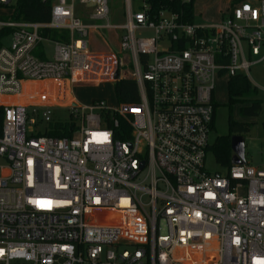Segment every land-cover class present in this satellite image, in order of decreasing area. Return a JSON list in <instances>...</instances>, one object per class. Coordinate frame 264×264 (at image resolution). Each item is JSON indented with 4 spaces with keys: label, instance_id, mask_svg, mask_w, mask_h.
Returning a JSON list of instances; mask_svg holds the SVG:
<instances>
[{
    "label": "built area",
    "instance_id": "built-area-1",
    "mask_svg": "<svg viewBox=\"0 0 264 264\" xmlns=\"http://www.w3.org/2000/svg\"><path fill=\"white\" fill-rule=\"evenodd\" d=\"M42 1L45 23L0 0V264H264V168L207 167L217 80L264 65V0L209 24L152 0H124L122 24L110 0ZM101 29L120 32L118 50H93ZM127 78L138 102L74 93ZM66 123L70 136L47 134Z\"/></svg>",
    "mask_w": 264,
    "mask_h": 264
},
{
    "label": "rangeland",
    "instance_id": "rangeland-1",
    "mask_svg": "<svg viewBox=\"0 0 264 264\" xmlns=\"http://www.w3.org/2000/svg\"><path fill=\"white\" fill-rule=\"evenodd\" d=\"M248 1L253 3L255 0ZM134 2L135 6H137V0ZM13 3H15V0H13L12 4ZM226 4L227 0H195L193 22L195 24H209L222 20L225 16ZM110 7L114 16H118L117 13H120L122 10L121 0H110ZM136 9L135 7V10ZM3 19L10 20L11 16L8 15ZM117 21L123 23L124 19L122 17V19ZM103 22L106 23V21ZM139 33L141 37H152L154 35V31L151 29L139 31ZM10 42V37H4L2 39V44L4 46H9ZM107 42V44L101 45L96 38H93L92 48L96 51L107 50V46L110 44L109 41ZM44 49L47 56L46 58L52 59L54 55V44L52 42H46L44 44ZM249 78L258 89L256 97L262 100V113L258 117H242L239 114V105H234L232 111H230L229 107L226 105L228 102V80L225 77H221L216 82L215 98L219 106L217 108L216 127L210 134V142L213 143L218 135L228 133V118L230 114H232L235 120L251 124L250 130L244 134L246 158L248 163L253 166L264 168V65H253L249 71ZM74 93L78 100L84 105H89L93 99L97 98L106 99L107 104L112 108L117 107L119 104L115 94V84L113 82H104L98 85H77L74 88ZM56 112V114H63L65 121L69 118V115L65 116L66 113H69L68 111L62 112V110H56ZM207 167L210 170H217L220 168L211 151L207 155Z\"/></svg>",
    "mask_w": 264,
    "mask_h": 264
},
{
    "label": "trees",
    "instance_id": "trees-1",
    "mask_svg": "<svg viewBox=\"0 0 264 264\" xmlns=\"http://www.w3.org/2000/svg\"><path fill=\"white\" fill-rule=\"evenodd\" d=\"M124 0H121V5ZM156 5L169 4L178 11H184V15L189 21L194 18L195 0L188 4L172 3L170 0H152ZM234 6V5H233ZM14 18L25 22H48L50 20L51 3L42 0H15ZM6 33H0V47L2 45V36ZM44 35L51 39H62L67 41L68 31L45 30ZM256 87H254L247 77L237 74L231 77L227 82L228 102L226 105L230 111L234 105H239V114L242 117H258L263 111L262 101L256 97ZM115 94L119 103H133L139 101L137 83L133 79H122L115 83ZM217 104H215L216 106ZM4 118V108L0 106V133ZM73 124H55L47 134L50 136H70ZM216 127L215 114L212 122V129ZM251 124L244 121L235 120L230 114L228 118V133L218 135L214 142L210 144L208 150L211 151L221 169H229L232 166L231 137L233 135H243L250 130Z\"/></svg>",
    "mask_w": 264,
    "mask_h": 264
},
{
    "label": "crops",
    "instance_id": "crops-1",
    "mask_svg": "<svg viewBox=\"0 0 264 264\" xmlns=\"http://www.w3.org/2000/svg\"><path fill=\"white\" fill-rule=\"evenodd\" d=\"M238 1H240V0H227L226 9H225L226 12L225 13H227L229 11V9H231V7L233 5H235L236 3H238ZM110 10H111V7H110ZM90 14H91V9L90 8L84 7L82 5H79V7H78V15L79 16H81L84 20H89ZM117 14H118V16H114V14L112 13V11L110 12V16H109V22L110 23H113V24H122L121 22H118L117 21L119 19H122V17H123V19L125 21V17H124V2L122 4V10H121V12L120 13H117ZM119 36H120V32L119 31L117 32V31L112 30V29L95 30L92 33V39L93 38H96L101 45L107 44L108 43L107 41L110 42V44L107 46V49L108 50H110V49L117 50L118 49V47H119ZM223 77H225V78H227V80H229L228 77H226V76H223ZM248 80L253 85V83L251 82V80L250 79H248ZM253 86L256 87L255 85H253ZM256 90H258L257 87H256ZM256 94H257V92H256ZM216 104L217 105L215 106V113H214L215 114V118L217 116V108L219 106V103H218L217 100H216ZM232 156H233V151H232ZM245 160H246L245 163H247L248 161H247V158H246V151H245ZM217 170L224 171L226 169L219 168Z\"/></svg>",
    "mask_w": 264,
    "mask_h": 264
},
{
    "label": "water",
    "instance_id": "water-1",
    "mask_svg": "<svg viewBox=\"0 0 264 264\" xmlns=\"http://www.w3.org/2000/svg\"><path fill=\"white\" fill-rule=\"evenodd\" d=\"M231 149L233 151L232 164L243 165L245 160V138L242 135L231 137Z\"/></svg>",
    "mask_w": 264,
    "mask_h": 264
}]
</instances>
